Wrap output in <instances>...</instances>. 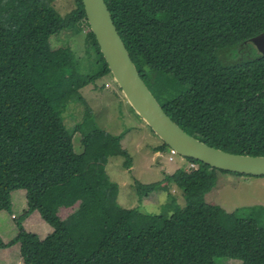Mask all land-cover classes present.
<instances>
[{
    "label": "trees",
    "instance_id": "1",
    "mask_svg": "<svg viewBox=\"0 0 264 264\" xmlns=\"http://www.w3.org/2000/svg\"><path fill=\"white\" fill-rule=\"evenodd\" d=\"M104 1L140 77L176 124L215 148L264 156V54L251 42L264 34V0ZM77 23L86 29L83 59L49 42ZM107 74L81 0L64 17L53 0H0V211L10 210L14 190H25L27 203L17 234L0 237V248L18 243L24 264H264V211L228 212L206 200L219 174H246L185 157L188 169L134 183L141 199L171 195L166 209L145 214L118 204L106 172L111 156L131 166L122 135L96 128L74 151L77 128L68 131L61 113ZM171 185L184 205L173 204ZM35 210L52 228L42 239L22 224Z\"/></svg>",
    "mask_w": 264,
    "mask_h": 264
},
{
    "label": "rangeland",
    "instance_id": "2",
    "mask_svg": "<svg viewBox=\"0 0 264 264\" xmlns=\"http://www.w3.org/2000/svg\"><path fill=\"white\" fill-rule=\"evenodd\" d=\"M53 6L64 17L75 8L76 0H53ZM82 25L84 24L77 23L51 36L50 46L69 48L76 56L85 58L88 48L85 43L86 29ZM94 69L96 66L90 70ZM153 90L157 97L161 96L158 88L154 87ZM80 94L83 102L72 97L61 113L68 131L77 128L72 139L74 151L78 154L82 152L81 136L93 129L99 128L112 135H122L120 144L126 150L131 166L126 168L123 164L125 157L116 155L109 157L105 167L110 180L118 186V204L145 214L159 213L166 209L164 203H169L171 195L155 192L141 199L135 192L134 183L159 181L180 168L188 169L190 166L187 159L179 154H172L169 147L157 151L161 139L135 113L111 73L82 88ZM218 177L217 187L206 196L207 201L220 205L228 212L253 207H260L264 211V176L226 173L219 174ZM170 193L175 199L173 204L184 205L181 189L171 185ZM10 200V210L0 211V237L4 242L17 234L16 219L27 209L25 190L12 191ZM65 214L62 213L61 216L64 217ZM22 224L27 231L35 233L40 239L52 231L36 210L30 212ZM240 263L237 259H217V264ZM0 264H24L18 243L0 248Z\"/></svg>",
    "mask_w": 264,
    "mask_h": 264
},
{
    "label": "water",
    "instance_id": "3",
    "mask_svg": "<svg viewBox=\"0 0 264 264\" xmlns=\"http://www.w3.org/2000/svg\"><path fill=\"white\" fill-rule=\"evenodd\" d=\"M89 29L95 36L110 73L126 101L149 128L176 154L211 167L252 176H264V156L236 154L210 146L191 136L163 110L140 77L116 29L104 0H81ZM264 54V34L251 38Z\"/></svg>",
    "mask_w": 264,
    "mask_h": 264
},
{
    "label": "built area",
    "instance_id": "4",
    "mask_svg": "<svg viewBox=\"0 0 264 264\" xmlns=\"http://www.w3.org/2000/svg\"><path fill=\"white\" fill-rule=\"evenodd\" d=\"M170 151H171L172 154H175V151L174 150L171 149Z\"/></svg>",
    "mask_w": 264,
    "mask_h": 264
}]
</instances>
